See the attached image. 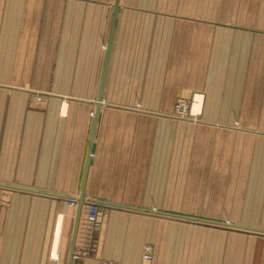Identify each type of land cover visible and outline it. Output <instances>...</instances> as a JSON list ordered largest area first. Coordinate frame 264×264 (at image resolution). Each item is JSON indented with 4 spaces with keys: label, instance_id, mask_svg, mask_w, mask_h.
<instances>
[{
    "label": "crops",
    "instance_id": "crops-1",
    "mask_svg": "<svg viewBox=\"0 0 264 264\" xmlns=\"http://www.w3.org/2000/svg\"><path fill=\"white\" fill-rule=\"evenodd\" d=\"M115 1L0 0V264H264V0Z\"/></svg>",
    "mask_w": 264,
    "mask_h": 264
},
{
    "label": "built area",
    "instance_id": "built-area-1",
    "mask_svg": "<svg viewBox=\"0 0 264 264\" xmlns=\"http://www.w3.org/2000/svg\"><path fill=\"white\" fill-rule=\"evenodd\" d=\"M179 104L185 105L184 102ZM70 204H77L76 199H70ZM84 218L82 219L76 240L73 245V251L69 264H81V260L85 257H92L97 250V233L100 224L101 213L99 205L92 202L85 205ZM150 247L146 246L143 254V260L151 258ZM98 264H115L114 262L99 261Z\"/></svg>",
    "mask_w": 264,
    "mask_h": 264
},
{
    "label": "water",
    "instance_id": "water-1",
    "mask_svg": "<svg viewBox=\"0 0 264 264\" xmlns=\"http://www.w3.org/2000/svg\"><path fill=\"white\" fill-rule=\"evenodd\" d=\"M117 3H118V0H116L115 1V4H114V6H113V8H114V15H113V18H112V22H114L115 21V17H116V13H117ZM101 98H102V95H101V92H99V99L98 100H101ZM0 187H4V188H12V189H18V190H22V191H24V190H30V189H27V188H19V187H17V186H13V185H10V184H1L0 183ZM30 191H32V190H30ZM32 192H34V191H32ZM41 193H45V192H41ZM40 193V194H41ZM82 204H83V197L81 198V200H80V203H79V209L81 208V206H82ZM186 218V217H185ZM79 219V218H78ZM187 219H189V220H192V221H194V220H197V221H200V222H206V223H209V224H211V223H214V224H218L217 222H214V221H206V220H203V219H198V218H190V217H187ZM78 221V220H77ZM76 226H77V223H76ZM249 229V228H248ZM258 231H260V232H264V230L262 229V230H258ZM74 240V239H73Z\"/></svg>",
    "mask_w": 264,
    "mask_h": 264
},
{
    "label": "rangeland",
    "instance_id": "rangeland-1",
    "mask_svg": "<svg viewBox=\"0 0 264 264\" xmlns=\"http://www.w3.org/2000/svg\"><path fill=\"white\" fill-rule=\"evenodd\" d=\"M37 98V101L41 99V97H36ZM189 106L190 104H187L185 103V105L183 104H176L175 107H174V110H176L177 112V121L178 123H186V122H189V120L186 118V116L188 115L189 113Z\"/></svg>",
    "mask_w": 264,
    "mask_h": 264
},
{
    "label": "bare ground",
    "instance_id": "bare-ground-1",
    "mask_svg": "<svg viewBox=\"0 0 264 264\" xmlns=\"http://www.w3.org/2000/svg\"><path fill=\"white\" fill-rule=\"evenodd\" d=\"M197 108V104H196V106H195V109Z\"/></svg>",
    "mask_w": 264,
    "mask_h": 264
}]
</instances>
